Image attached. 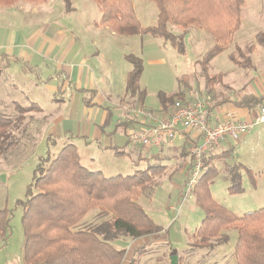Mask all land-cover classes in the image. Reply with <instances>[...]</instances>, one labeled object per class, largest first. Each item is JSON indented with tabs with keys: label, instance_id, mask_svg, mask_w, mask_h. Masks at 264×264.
I'll use <instances>...</instances> for the list:
<instances>
[{
	"label": "rangeland",
	"instance_id": "374dc122",
	"mask_svg": "<svg viewBox=\"0 0 264 264\" xmlns=\"http://www.w3.org/2000/svg\"><path fill=\"white\" fill-rule=\"evenodd\" d=\"M71 1L74 10L68 13L64 0H49L40 6L41 11L48 14L46 17H38L29 4L0 10V55L17 56L30 62H12L0 77V115L19 119L17 129L10 131L14 137L13 146L7 153H0V210L11 213L10 238L4 245L0 240V264H27L22 221L24 210L18 203L27 199L41 158L49 155L56 158L70 143L84 167L93 172L100 171L107 178L130 176L137 171H141L142 176L148 168L157 171L152 181L140 190L137 203L163 231L158 238L143 240L135 252L128 250L124 264H130L137 257L136 264H171L174 257H178V264H237L235 247L239 234L236 228L221 234L220 238H227L222 244L217 245L216 239L211 240V245L215 246L212 250L208 248L209 243L204 245L193 237L206 217L197 200L208 187L212 198L236 217L264 208V125L257 126L239 142L231 139L221 142V150L217 152L231 150L232 153L222 155V160L216 162L212 159L208 164L209 171H202L198 183L205 173L206 177L188 196L190 168L186 169L183 164L186 158L182 159L184 161L179 163L177 170L164 176L169 171L161 167L171 165V160L148 162L141 159L137 163L136 150L130 145L131 157H119L114 151L101 150L96 144L87 145L82 139H56V143L50 145L47 139L52 121L59 116L64 118L62 128L85 129L90 111L84 107L83 99L87 93L82 89L103 93L113 108L115 103L122 101L127 91L126 75L132 69L126 55H134L143 61L140 89L146 93L144 109L147 111H157L161 105L160 94H175L180 87L186 89L188 96V102L183 104L191 102L195 93L210 106L226 100L230 101L228 104H234L247 96L258 98L263 95L261 63L264 61V46L259 41L264 40V0H244L240 25L231 43L208 66L201 61L216 42L206 30L194 26L173 27L175 34L184 37L185 53L181 54L162 38L145 32L121 34L112 26L101 24L102 13L93 0ZM132 1L140 31L156 27L157 5L149 0ZM61 34L63 41L57 42ZM53 43L56 46L53 47ZM68 45H72V54L67 55ZM98 51L105 57L94 55ZM84 55L88 60L82 62L83 58L86 59ZM66 65V70L71 73L64 82L55 79ZM183 77L188 86L183 83L179 87ZM58 85L63 86L61 90L66 102L58 99L59 94L55 96ZM33 104L42 111L38 107L29 111ZM260 105L264 106V99L252 107ZM113 108L111 110L115 113L117 109ZM96 111L98 122L95 123H99L100 113L104 110L96 108ZM116 116L115 113L110 129L115 128ZM174 146H179L178 140ZM189 161L190 157L186 162ZM234 165L242 166L240 184L243 191L238 194L229 192L234 184L228 169ZM33 193L36 195L37 191L34 189ZM108 219L103 209L96 208L74 230ZM128 244L120 240L113 245L128 249Z\"/></svg>",
	"mask_w": 264,
	"mask_h": 264
},
{
	"label": "trees",
	"instance_id": "16d2710c",
	"mask_svg": "<svg viewBox=\"0 0 264 264\" xmlns=\"http://www.w3.org/2000/svg\"><path fill=\"white\" fill-rule=\"evenodd\" d=\"M29 0H0L3 4H14ZM45 2L47 0H35ZM102 13L101 24L112 26L121 34L145 32L162 38L170 43L179 53H185L182 34H175L173 27L188 28L191 26L206 30L213 35L215 46L210 49L201 61L208 66L231 43L233 35L240 25L244 0H149L158 7V25L142 31L135 17L132 0H93ZM68 13L74 10L71 0H64ZM260 44L264 46V40ZM132 70L128 76L127 97L138 99L143 105L146 93L140 89L143 74V61L134 56H126ZM234 61V60H233ZM2 68L0 67V76ZM188 86L185 77L181 84ZM189 89L190 86L188 87ZM186 89L179 88L173 95L160 94L162 111L185 102ZM254 96L245 97L242 102L254 106L260 102ZM35 104L31 105L29 111ZM25 111L24 108H20ZM19 119L0 115V153H7L14 144L13 131L17 129ZM12 131V132H10ZM187 155L188 152L186 151ZM206 158L204 170L209 171L212 159L219 161L224 154ZM222 160V159H221ZM164 168V167H161ZM241 165L228 169L233 186L230 194L243 191ZM154 168L137 171L134 175H118L107 178L102 172L90 171L79 160L73 145L66 146L56 158L50 155L41 158L35 170L34 182L28 190L27 199L18 204L23 207V226L25 230V261L27 264H124L126 249H118L113 244L122 239H141L159 236L162 229L156 226L145 210L137 203L140 190L156 176ZM206 173L202 179L206 177ZM37 191L35 195L33 190ZM198 203L205 212L202 226L193 237L214 249L211 240L216 244L226 242L220 238L224 231L231 228L238 230V242L235 247L237 264H264V208L236 217L219 205L207 187L198 197ZM96 208L103 209L108 220L94 226L74 228L81 223L87 214ZM11 213L0 210V240L4 245L10 238ZM139 258L132 259L136 264Z\"/></svg>",
	"mask_w": 264,
	"mask_h": 264
},
{
	"label": "crops",
	"instance_id": "0c3cea01",
	"mask_svg": "<svg viewBox=\"0 0 264 264\" xmlns=\"http://www.w3.org/2000/svg\"><path fill=\"white\" fill-rule=\"evenodd\" d=\"M48 2H49V0H47L45 2H39V1L36 2L35 0L18 1L14 4H3L2 2H0V10L5 11V9H7L9 7L14 8L17 6H23L25 4H29L32 7H34L33 12L37 13L38 17L39 16L46 17L48 14L45 12H42L40 6L45 5ZM19 4H21V5H19ZM59 37H61V38L60 39L58 38L57 42H59L60 40L63 41L62 40V37H63L62 34L59 35ZM33 40H35V36H34ZM52 46L54 47V46H56V44L53 43ZM68 53L72 54V45H68L67 55H68ZM94 55H97L98 57H101V56L105 57L103 54H101L100 51L94 53ZM126 56H128V55H126ZM84 57L86 59L83 58L82 62H85L88 60L87 56L84 55ZM124 57H125V55H124ZM3 59H4V61H3ZM12 62L30 64V62L25 60L24 58H19L17 56H9L6 54H1L0 55V67L2 68L1 76L5 73L6 70H8V68L10 67ZM67 67L68 66L66 65V67L62 68V70H60V72H58L56 74L55 79H57V80L62 79L64 82V78L68 75V73H71L70 70H66ZM70 68L72 69V66ZM261 68L264 71V61L261 63ZM130 71L127 73L126 79H125L126 80V90H127V82H128V76H129ZM70 84H72V83H70ZM2 86H4V85L2 84ZM62 88H63L62 85H60V86L58 85V87H56L55 96H57L59 94L58 99L60 101L66 102L67 98L66 99L64 98L65 96L61 90ZM178 90H177V92H178ZM82 91L87 93V97L83 99L84 100V103H83L84 107L90 111V116H88L87 121H86L87 124L85 125L84 123L83 124L80 123V125H85V129H82L81 131H78L77 127H76V129H75V127H71L70 129H64V128H62V125H64L63 124L64 118L59 116L58 118L54 119V121H52L54 123L52 124L51 131L49 133L50 136L47 139L48 145L56 143V141H57L56 139L74 140L75 138H78V139L84 140L85 144H87V145H95L96 144V145H98V147L101 150L114 151L116 153V155L119 157H123L125 155H129L131 157L130 152L135 149L136 150L135 155L137 157V163H139L141 161V159H144L148 162L149 161L157 162L158 160H163L164 162H170V160H171V163H172L171 165L166 166V167L162 166L165 168V170L167 172L169 171V173L165 174L164 176H168L174 170H177L179 168V163H182L185 160V158L187 160L190 157V161L186 162V160H185L183 162V164H184L186 169L190 168L189 170L191 173L192 162H191V156L189 155V145H188L189 135L187 133L183 132V134L177 138L179 146H173L171 148H165L163 150H158L155 148H148V149L133 148V150H131V149H129L130 147H129V142H128V135L133 129H137L139 127V124H138V122L133 120V118L129 117L130 114L128 111L131 108H135V107L144 109L145 108L144 102H143V105L140 106L139 100L138 99H133V100L129 99L127 97V91H126V96L122 99V101L120 103H115L114 108H113L112 107L113 104L111 107L109 106L110 100H108L103 95V93H98L94 89H92V90L82 89ZM61 94H63V95L61 96ZM70 94H68V98H71ZM257 97L260 98L259 100H262V99H264V94L261 96H257ZM185 99L188 100L187 94L185 96ZM186 100H185V102H188ZM242 100L237 101L234 104H231V103L228 104V102H230V101H227V100L222 102V103H219V104H217V103L212 104L211 109L213 111L215 121L223 120L227 112H233V113L237 114L242 120L249 122V123L253 122L260 107L255 106L254 107L255 109H254L253 107L248 106L245 103H243ZM107 103H108V105H106ZM35 105L38 107L39 111L41 112L42 111L41 108L37 104H35ZM260 106H263V105H260ZM96 108H98L100 110H104L102 114L100 113V117H99V121L101 123L100 122L95 123V122H98L97 121ZM112 108L117 109L115 111V113L117 114V116H116L117 121L115 122V128L114 129H110L114 115H115V113H113L111 110ZM162 109H163L162 105H160L159 108L156 109L157 111H155V110H150V111L154 112V116L160 120L163 118H167L173 114L172 108H169L167 111H162ZM93 116H94V119L92 120ZM42 120H44V119L42 118ZM47 126H49V125H47ZM68 145H72V144L70 143ZM128 149L130 152L128 151ZM166 149H167V152H165ZM219 150H221V148ZM186 151L188 152V155H187ZM217 151H213V152L209 153L208 157L220 154ZM229 151H231V150H229ZM225 152H228V151H225ZM221 153H224V152H221ZM182 159H184V160H182ZM173 161H176V162L173 163ZM190 173H188V175H187L188 177H190V175H191ZM154 237L158 238L159 236H151V238H154ZM145 239L146 238L135 239V240L134 239H122V240L130 243V244L126 245V247L128 248V249H126L127 251L129 250L131 252H135L138 245H142V243H144L143 240H145ZM116 242H118V241H116Z\"/></svg>",
	"mask_w": 264,
	"mask_h": 264
},
{
	"label": "built area",
	"instance_id": "2783aa9c",
	"mask_svg": "<svg viewBox=\"0 0 264 264\" xmlns=\"http://www.w3.org/2000/svg\"><path fill=\"white\" fill-rule=\"evenodd\" d=\"M188 104L176 105L173 114L157 119L154 114L142 108L130 109L129 117L138 122L139 127L128 135L133 148H155L163 150L174 146L183 132L189 135V155L191 156V175L187 183L186 196L197 185L204 170L207 155L221 148L227 139L239 142L255 127L264 124V107L261 106L253 122L242 120L237 114L227 112L223 120L215 121L209 103L198 93L192 95Z\"/></svg>",
	"mask_w": 264,
	"mask_h": 264
},
{
	"label": "water",
	"instance_id": "95a60500",
	"mask_svg": "<svg viewBox=\"0 0 264 264\" xmlns=\"http://www.w3.org/2000/svg\"><path fill=\"white\" fill-rule=\"evenodd\" d=\"M177 261H178V257H174L171 260V264H178Z\"/></svg>",
	"mask_w": 264,
	"mask_h": 264
}]
</instances>
